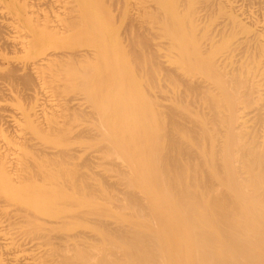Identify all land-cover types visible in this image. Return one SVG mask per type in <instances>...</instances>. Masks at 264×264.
Segmentation results:
<instances>
[{
  "label": "bare ground",
  "instance_id": "bare-ground-1",
  "mask_svg": "<svg viewBox=\"0 0 264 264\" xmlns=\"http://www.w3.org/2000/svg\"><path fill=\"white\" fill-rule=\"evenodd\" d=\"M71 1L0 0V170L42 192V161L77 155L69 134L43 140L83 122L86 158L111 159V206H0V264H264V0H150L154 15L127 18L124 47ZM73 63L86 66L66 73L73 84L114 73L115 100L100 104L95 81L90 105L51 103L55 66ZM12 94L33 103L10 108ZM79 216L89 229L68 232Z\"/></svg>",
  "mask_w": 264,
  "mask_h": 264
},
{
  "label": "rangeland",
  "instance_id": "rangeland-1",
  "mask_svg": "<svg viewBox=\"0 0 264 264\" xmlns=\"http://www.w3.org/2000/svg\"><path fill=\"white\" fill-rule=\"evenodd\" d=\"M152 3L153 2H151L150 0H72L70 5L73 8H76V7L77 8L78 7L83 8V6H84L85 7V9H83L84 12L89 11L92 15H95L97 19L102 20L105 24V27L103 26L101 29V31H103V37L107 41H109L108 43L112 46L115 38L119 39L120 38L119 36H124V34H122V33H125V31L127 30V21H128L127 18H129L132 14L139 11L140 16H143L145 14L154 15L155 10L151 11L150 7H148ZM95 8L97 10H95ZM145 11H147V13H145ZM97 14H99V17L97 16ZM129 29H130V27H129ZM113 36H115V37H113ZM123 38L125 40V36L122 37V39L120 38V40H118V41L123 42L122 47H124V45H125V41H123ZM117 39H115V40H117ZM229 41H230L229 39H223L222 42L217 45V47L220 49V48H222L221 47L222 44L228 43ZM116 44L118 45V43H116ZM119 47H121V46H119ZM116 63L117 62H113L112 64L110 63L106 66L104 63H101L99 65L97 64L98 66L96 64H94V66L93 65H91V66L87 65V67L85 65L84 66L87 68L86 72L89 73L90 69H92V71H93V69L98 70L99 68L100 69L103 68L105 70H106V68H108V69L110 68L111 70H113L115 68L114 70H118L117 68L119 67V65L118 64L116 65ZM71 64L70 65L69 64H65V65L59 64V65L55 66V69H56L55 70V77L57 80L55 79V81L53 82V85L55 83H58V87H60V85H61V87H60L61 89L59 88V90H57L55 92V97H53V101H51V103L54 102V100L56 99V101L60 104H64V103L71 104L72 103V104L77 105V103L79 104V102H80V105L81 104H83L84 106H86L87 104L90 105L91 104V98L89 96H91L92 91H89V90L90 89L92 90L93 87L96 85L95 81L97 84L99 83L100 78L96 79L95 81L92 80L91 83L95 84V85H93V87H91L92 84L88 87V86H86V84H83L81 82L77 83V84L74 83L75 84V86H74L73 83H69V81L71 80L70 76L73 75V74L72 75L70 74L69 70L74 69V70H76V71H74V73L77 74L78 76H81L80 70L85 72L86 69L84 68V66H80V64L78 65V63H73V65H71ZM114 64L116 66H113ZM109 66H111V67H109ZM78 68L79 69L81 68V69L79 70ZM83 69H85V70H83ZM72 70H70V71H72ZM66 73H68L70 76L66 77V75H67ZM75 74L72 78V81H75L77 78V76H75ZM108 74H109V77H108V75H105V76L103 75L104 76L103 78L107 79L106 82L110 83L113 79L112 75L114 73L113 74L108 73ZM97 77H99V75ZM65 78L67 81L65 80ZM67 78H69V79H67ZM103 78H102V80H103ZM65 82L67 85L65 84ZM102 82H101V84L99 83L100 85H96L95 89L98 86L100 87L101 85H102L101 87H105L106 84L104 82L103 83ZM72 84L74 86V89H76V87H77V89H76L77 91L72 88L73 87ZM103 84H105V85H103ZM64 85H65V87H64ZM78 85H80V87H78ZM84 85H85V87H87V89H84L85 88ZM107 85H109V84H107ZM111 85H114V83H112ZM111 85H109V87ZM113 87L117 89V85H115ZM100 88H98V91L100 90ZM106 89H107V86L105 88H103V91L101 90L102 94L100 93L101 91L95 92V93H98V96L99 95H101V97L103 96L102 97L103 100H101L100 96H99L100 100L97 99V100H99L98 102H100V104H102L101 101L104 104H106L110 100L112 101V99H114L112 97L116 96V94L114 92V91L117 92L116 89L112 92L111 91L112 89L110 90V88H108L112 92V94L109 90H106ZM86 91H87V93H86ZM93 91H94V89H93ZM113 94H115V96H110ZM94 95H93V97H94ZM62 97H64V98H62ZM96 98H98L97 95H96ZM5 100H6L5 104L7 106H10V108H14V109H17V107H20V106L26 108L28 105L33 103V101L30 102V100L18 97L16 94L9 95L7 98H5ZM94 100H95V103L98 104L95 97H94ZM109 107L111 108V106H109ZM109 107L108 108L106 107V110L105 109L104 110L108 111ZM114 108H116V107H114ZM110 110L112 111L113 109H110ZM81 124H80V126H81ZM78 126L76 127V130H72L71 132L69 130H67V131L64 130L62 132L56 133L55 137L47 136V138H49V139L46 138V140H43L42 144H45L47 146L62 147L67 143V142L61 141L63 139L62 136L63 135L67 136L69 134L71 136V138H69L70 140L68 141L67 144L72 145L77 150V152H76L77 155H75V159L74 158H73V160L69 159L68 161L59 160L57 158H55L54 160L53 159L48 160L46 162L42 161V163H41V165H42L41 176L43 174V176H44L43 178H45L46 181L48 182V184L45 185L47 187L43 188L42 192H37L35 194L33 192H29V191L27 192L26 188H24V189H18V188L12 189V188L8 187L5 184V180L3 178L4 173H2L0 170V206H8L9 209H11L13 206H16L19 204L22 205L23 203H26L23 205L27 206V205H29V204H27L28 201L30 199H32L33 197H35L36 199L33 198L32 202L36 203L37 201H35V200H37L39 198V201L37 204L42 205L43 203H45L42 206H73L77 210H85L88 208V207L86 208V206H106V205L111 206L110 204L107 203V200H106L107 197L104 194L105 191H103L106 189L105 188L106 184L108 186V184H109L108 182L110 181V179H111L110 183L113 182L112 179L115 180V178H113V177H115L116 175L114 174L115 171L113 173V170L111 169L113 167L111 165V162H110L111 159L107 158V161L109 160L107 162L104 159L105 157L102 156V153L104 154V152H102V151H104V150H102V151L97 150V151H94V153L96 154V157H94L92 160H88L86 157L92 151L93 148L89 147V145H88V143L90 141L89 142H87V141L85 142L84 140L82 141L74 135V133L76 131H78L77 130ZM69 142H71V143H69ZM98 142H99V144H98ZM98 142H97L98 146L101 144H102L101 147L104 146L103 142H105V141L102 142V140H101V144H100V139H99ZM104 149L106 151V147ZM104 161H106L107 163H105ZM112 161H114V160H112ZM107 167L109 170H107ZM111 174H112V176H111ZM107 177H108V180H107ZM7 198H9L10 201L5 202V199H7ZM18 200H20V201L22 200L21 202H23V203L21 204L20 201H19L20 202L19 203ZM41 200H42V204L40 202ZM4 202L7 205H5ZM30 202H31V200L29 201V203ZM83 218L84 217H80V216L74 217V218H68L70 221L67 219L68 221L65 223L66 225L68 224V226H69L68 232L70 231V232L75 233L78 231L81 232V231H84L86 229H89L88 228L89 227L88 226V220H85ZM28 220H30V219L28 218ZM24 224H25L24 222L17 223V224H15L14 228L20 229V228L24 227V229H26L28 227V225L27 224L24 225ZM65 224L62 223L63 226L58 224L57 227H54L55 225L51 226V227H49L47 225V228H50V234L57 235V234H61V233L66 232L67 229H65V230L63 229L66 226ZM22 225H24V226H22ZM59 225L61 228L59 227Z\"/></svg>",
  "mask_w": 264,
  "mask_h": 264
}]
</instances>
